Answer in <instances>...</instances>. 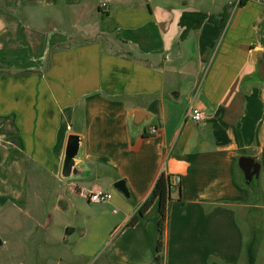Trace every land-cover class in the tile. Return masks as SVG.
I'll use <instances>...</instances> for the list:
<instances>
[{
    "label": "crops",
    "instance_id": "crops-1",
    "mask_svg": "<svg viewBox=\"0 0 264 264\" xmlns=\"http://www.w3.org/2000/svg\"><path fill=\"white\" fill-rule=\"evenodd\" d=\"M236 2L223 30L205 21L182 39L184 11H219L191 0H0V212L22 209L30 182L39 197L50 175L66 208V190L112 193L94 228L120 230L125 249L115 245L100 264H243L239 219L254 201L238 159L264 162V61L253 54L264 55V0ZM136 110L147 114L139 126ZM71 134L82 138V173L64 178ZM161 173L180 175L182 193H171L163 261L157 202L124 227Z\"/></svg>",
    "mask_w": 264,
    "mask_h": 264
},
{
    "label": "rangeland",
    "instance_id": "rangeland-1",
    "mask_svg": "<svg viewBox=\"0 0 264 264\" xmlns=\"http://www.w3.org/2000/svg\"><path fill=\"white\" fill-rule=\"evenodd\" d=\"M235 1L232 0V2ZM191 2L214 12H220L225 5L229 4L227 3L229 0H191ZM193 44L194 40L189 45V52H191L189 55L194 52ZM193 57L194 55L190 64L195 67ZM263 167L261 176H263ZM238 177L243 176L240 174ZM255 184L261 186L260 177ZM248 187L253 195L254 203H259L260 200L257 199L253 188ZM35 189L34 181L27 185L28 197L22 204V209L8 206L0 212V237L4 241V244L0 246V264H92L94 262L100 264L115 245L125 249L122 241L124 233H120V230L114 229L110 232L109 228H94L98 225L99 214L104 211L102 205L90 202L71 190H66L69 207L58 208L59 191H63V188L58 178L50 175H46L39 186L41 190L39 197L35 196ZM172 194L179 195L176 187L172 189ZM261 206L259 208L261 214H258L253 221L259 224L261 238L257 264H264V206ZM112 211L113 206L112 210L106 209L107 214ZM250 219L246 211L240 214L239 220L246 238L250 230L248 223ZM83 249L93 250L95 256L93 258L79 257L77 253ZM242 255L244 256L243 264H245L244 248ZM216 263L219 264V262Z\"/></svg>",
    "mask_w": 264,
    "mask_h": 264
},
{
    "label": "trees",
    "instance_id": "trees-1",
    "mask_svg": "<svg viewBox=\"0 0 264 264\" xmlns=\"http://www.w3.org/2000/svg\"><path fill=\"white\" fill-rule=\"evenodd\" d=\"M249 0H238L236 4L244 5ZM232 5H234L232 3ZM230 7L231 4H227L224 8L219 12V18L215 15L208 14V11L205 10H189L184 11L181 19L180 25L183 27V31L181 34V38L185 39L191 30L199 29L205 21H211L215 23L221 30L226 27L229 14H230ZM242 154H245L246 151H242ZM240 170V169H239ZM241 172V170H240ZM243 176V174L241 173ZM240 176V175H239ZM172 175L161 173L155 184L154 187L146 198V200L138 207L137 211L133 214V216L129 219L124 227L134 226L140 221L144 220L148 210L152 207L154 203H158L159 206V221H158V228H159V239L157 243V259L159 261H163V254H164V235H165V228L167 222V214H168V206L170 201L172 200V189L175 187L172 181ZM239 182L241 185H248L253 188V192L260 202H255L254 205L249 206L247 213L248 216L251 217L249 223V234L245 240L244 245V254L245 256V264H257V254H258V246L260 243V231L257 223H254V218L261 214L259 210L260 206L263 205V197L261 192L260 184H247L244 177H239ZM255 184V185H254ZM179 201H182V193L180 191ZM263 207V206H261ZM264 213V212H263ZM221 264V263H219Z\"/></svg>",
    "mask_w": 264,
    "mask_h": 264
},
{
    "label": "water",
    "instance_id": "water-1",
    "mask_svg": "<svg viewBox=\"0 0 264 264\" xmlns=\"http://www.w3.org/2000/svg\"><path fill=\"white\" fill-rule=\"evenodd\" d=\"M254 56H258V62L264 61V55L262 51L255 50L253 52ZM147 117V114L142 110H136L134 112V124L141 125ZM82 149V138L78 134H71L68 139V144L66 148V153L64 157V163L62 168V176L64 178H69L72 176H77L82 173L81 168L78 166L76 159ZM263 160L259 155H241L238 159V165L242 171L243 177L247 184L255 183L259 179L261 170L263 167ZM115 187L119 189L124 195L129 196V189L125 180H118ZM59 207L65 209V199L60 198ZM3 244V240L0 237V246Z\"/></svg>",
    "mask_w": 264,
    "mask_h": 264
},
{
    "label": "built area",
    "instance_id": "built-area-1",
    "mask_svg": "<svg viewBox=\"0 0 264 264\" xmlns=\"http://www.w3.org/2000/svg\"><path fill=\"white\" fill-rule=\"evenodd\" d=\"M106 4L105 2L103 3ZM187 117H191L197 123L202 122L204 119V112L198 108H189L187 111ZM157 130L156 127H152V132L155 133ZM174 185H177L181 182V176L175 175L172 177ZM82 195L86 196L90 202L93 203H105L112 199L113 195L111 192L105 190L104 188H95L89 192H81Z\"/></svg>",
    "mask_w": 264,
    "mask_h": 264
}]
</instances>
